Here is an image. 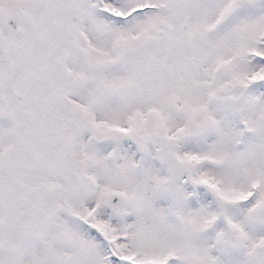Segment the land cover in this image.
<instances>
[{"label": "snow or ice", "instance_id": "6c2138e0", "mask_svg": "<svg viewBox=\"0 0 264 264\" xmlns=\"http://www.w3.org/2000/svg\"><path fill=\"white\" fill-rule=\"evenodd\" d=\"M0 264H264V0H0Z\"/></svg>", "mask_w": 264, "mask_h": 264}]
</instances>
